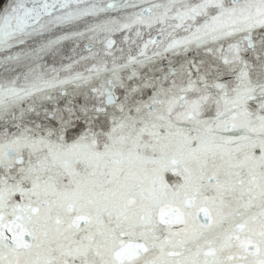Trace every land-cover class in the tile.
Listing matches in <instances>:
<instances>
[{"label":"snow or ice","instance_id":"obj_1","mask_svg":"<svg viewBox=\"0 0 264 264\" xmlns=\"http://www.w3.org/2000/svg\"><path fill=\"white\" fill-rule=\"evenodd\" d=\"M0 264H264V0H0Z\"/></svg>","mask_w":264,"mask_h":264}]
</instances>
